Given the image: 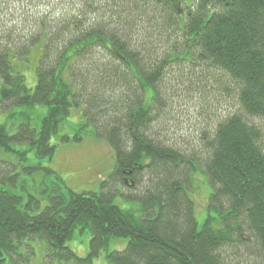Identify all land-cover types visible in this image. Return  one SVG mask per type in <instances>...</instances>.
<instances>
[{"label": "trees", "instance_id": "16d2710c", "mask_svg": "<svg viewBox=\"0 0 264 264\" xmlns=\"http://www.w3.org/2000/svg\"><path fill=\"white\" fill-rule=\"evenodd\" d=\"M37 47L32 90L19 66ZM0 81L1 109L26 108L15 135L0 125L1 151L27 162L13 149L27 144L51 158L52 138L83 108L74 141L91 130L116 159L99 194L47 170L57 183L37 212L6 188L17 167L0 162V264H32L38 241L50 264H94L104 250L110 264H264V0H0ZM183 98L202 120L188 150L160 125ZM197 176L212 188L202 225ZM121 187L139 210L113 203ZM77 232L91 235L85 257L67 245ZM118 238L127 248L109 252Z\"/></svg>", "mask_w": 264, "mask_h": 264}, {"label": "rangeland", "instance_id": "374dc122", "mask_svg": "<svg viewBox=\"0 0 264 264\" xmlns=\"http://www.w3.org/2000/svg\"><path fill=\"white\" fill-rule=\"evenodd\" d=\"M40 57L41 48L37 47L32 51L30 62L19 66L26 78V84L32 90L35 89L38 83L37 69ZM1 87L2 83L0 81V90ZM195 106V101L188 102L183 98L177 104L176 111L173 114L168 113L167 118L160 122L162 131L168 132L170 139L175 140L184 150L198 147L195 145L188 146V144H194V135L197 134V128H199L198 122H202L198 118L199 114ZM25 111L26 108H15L11 111H6L0 107V125H6L10 135H15L19 127L26 123L25 118L18 115L25 113ZM83 112V108L72 109L70 116L61 125L58 135L52 138L51 143L56 149L51 158L37 157L27 144H15L13 146L14 150L27 154V162L19 161L15 154L5 153L0 150V162L11 163L17 167L15 176H18V181L15 186L8 185L6 188L23 197L24 203H28L29 199L33 198L35 212L37 210L42 211L45 208L47 201L43 192L46 187L57 183L55 180L56 174L64 180L68 188L76 193L99 194L102 183L107 181L109 176L115 171L116 159L112 148L105 140L98 139L90 130L88 132L82 131L83 141H74L80 128L79 125L84 121ZM47 113V107H37L31 114L33 118V121L30 122L32 127L38 129ZM12 114L16 116L11 117ZM226 114L227 110L222 113V116H227ZM260 124L264 128V121L260 122ZM64 138H69L70 141H63ZM49 169L56 174L47 173ZM197 177L198 186L196 189L190 187L192 193L189 192V194L195 203L196 218L199 224L202 225L208 215L209 197L212 193V188L206 179H201L202 176ZM125 190V188L121 187L120 193L114 198L113 203L122 209L139 210L140 203L127 198ZM38 204H42V207L38 208ZM90 241L91 235L89 232L82 234L77 232L74 239L69 241L67 245L79 256L85 257L90 253ZM43 245L46 247L45 241H38L35 244L37 258L36 256L32 258V264H50V259L44 261L45 251ZM127 246V239H112L108 251H124ZM30 251L32 250L29 248ZM106 256L107 251H102L100 256L94 259V264H110ZM52 264H62V262L55 260ZM247 264H263V261L260 258L259 260L252 259Z\"/></svg>", "mask_w": 264, "mask_h": 264}, {"label": "water", "instance_id": "95a60500", "mask_svg": "<svg viewBox=\"0 0 264 264\" xmlns=\"http://www.w3.org/2000/svg\"><path fill=\"white\" fill-rule=\"evenodd\" d=\"M108 48H109L113 53L117 54L116 51H115L110 45H108Z\"/></svg>", "mask_w": 264, "mask_h": 264}]
</instances>
